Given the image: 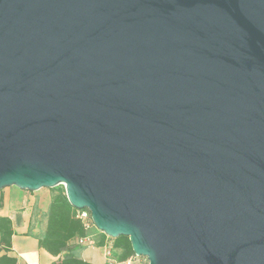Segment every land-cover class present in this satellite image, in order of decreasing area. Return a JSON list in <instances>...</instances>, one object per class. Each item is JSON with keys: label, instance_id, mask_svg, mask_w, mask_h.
<instances>
[{"label": "water", "instance_id": "obj_1", "mask_svg": "<svg viewBox=\"0 0 264 264\" xmlns=\"http://www.w3.org/2000/svg\"><path fill=\"white\" fill-rule=\"evenodd\" d=\"M59 185L147 264H264V0H0V191Z\"/></svg>", "mask_w": 264, "mask_h": 264}, {"label": "trees", "instance_id": "obj_2", "mask_svg": "<svg viewBox=\"0 0 264 264\" xmlns=\"http://www.w3.org/2000/svg\"><path fill=\"white\" fill-rule=\"evenodd\" d=\"M50 190L51 198L47 210L40 214L37 209H34L28 227L29 234L33 222L43 223L42 230L34 238L37 240L40 249L53 257H57V260L50 264H89L79 256L83 246L78 243L74 245L71 243L89 237L92 235V231L97 233V237L94 239L96 246L102 247L107 243L110 244V256L115 262H124L135 256L126 236L109 238L97 231L91 221L90 228H86L84 223L77 217L78 210L69 204L63 186L59 185ZM2 205V198L0 197V208ZM83 210L88 211L87 209ZM19 221L20 217L18 216L16 222ZM13 225V221L9 217L0 216V251L4 252L0 255V264H17L15 258L7 256V253L12 249Z\"/></svg>", "mask_w": 264, "mask_h": 264}, {"label": "crops", "instance_id": "obj_3", "mask_svg": "<svg viewBox=\"0 0 264 264\" xmlns=\"http://www.w3.org/2000/svg\"><path fill=\"white\" fill-rule=\"evenodd\" d=\"M12 189L13 187H6L0 191L3 204L0 208V216L9 217L14 224L12 249L7 253V256L15 258L17 264H50L56 261L57 257H53L43 249H40L37 245V240L34 238L42 230L43 223L33 222L31 233L28 234L30 218L34 209H37L40 214L44 213L50 202V193ZM18 216L20 221L16 222ZM94 235L92 234L88 237L89 244L81 245L83 246L79 252L81 259L89 264H136L132 259L120 263L115 262L110 256V244L107 243L102 247L96 246L93 240ZM71 244H77V241H73ZM3 253V251H0V255Z\"/></svg>", "mask_w": 264, "mask_h": 264}, {"label": "built area", "instance_id": "obj_4", "mask_svg": "<svg viewBox=\"0 0 264 264\" xmlns=\"http://www.w3.org/2000/svg\"><path fill=\"white\" fill-rule=\"evenodd\" d=\"M77 217L84 223L86 228H90L91 219L89 217L88 211H86V210H78ZM77 243L80 244V245L89 244L88 237H84V238L78 239Z\"/></svg>", "mask_w": 264, "mask_h": 264}, {"label": "rangeland", "instance_id": "obj_5", "mask_svg": "<svg viewBox=\"0 0 264 264\" xmlns=\"http://www.w3.org/2000/svg\"><path fill=\"white\" fill-rule=\"evenodd\" d=\"M12 190H18L16 187H13V189ZM37 192H41V193H45V194H47L46 192H49L50 193V195H51V190L50 189H40L39 191H37ZM96 229V228H95ZM92 234H95L94 235V238H96L97 237V233L96 232H94V231H92ZM93 238V237H92ZM94 238H93V240H94ZM132 260L136 263V264H147L148 262H147V259L145 258V257H142V256H134L133 258H132Z\"/></svg>", "mask_w": 264, "mask_h": 264}]
</instances>
